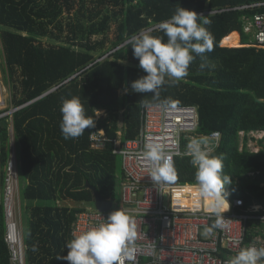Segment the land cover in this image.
Returning a JSON list of instances; mask_svg holds the SVG:
<instances>
[{
	"label": "trees",
	"instance_id": "obj_1",
	"mask_svg": "<svg viewBox=\"0 0 264 264\" xmlns=\"http://www.w3.org/2000/svg\"><path fill=\"white\" fill-rule=\"evenodd\" d=\"M254 1L259 0H0L4 65L15 92L12 108L19 109L0 121V162L4 169L12 156V126L21 197L31 204L23 221L27 264H68L57 258L68 254L76 215L83 205H95L87 184L106 201L116 200L122 159L113 155L112 142L93 150L92 135L104 131L111 141L119 133L124 141L136 139L144 107L165 100L198 109V135L220 132L211 155L222 157L223 173L231 178L227 200L264 205V140L258 153L248 147L250 133L264 131V49L242 47L249 39L243 36L242 44L237 32L243 30L242 17L251 13L234 10ZM179 7L196 13L230 10L205 15L213 50L196 56L187 76L162 86L159 97L134 92L131 83L146 73L130 39L146 32L166 41L159 25ZM73 97L80 98L95 127L66 140L60 109ZM175 177L177 183L198 185L191 157H177ZM214 203L206 198L207 211ZM5 235L1 200L0 264H11Z\"/></svg>",
	"mask_w": 264,
	"mask_h": 264
},
{
	"label": "built area",
	"instance_id": "obj_2",
	"mask_svg": "<svg viewBox=\"0 0 264 264\" xmlns=\"http://www.w3.org/2000/svg\"><path fill=\"white\" fill-rule=\"evenodd\" d=\"M227 10L230 9L205 10L197 14L214 15ZM234 10L251 13L242 17L243 30L237 32L241 43L243 36L249 39L242 47L264 49V0L240 5ZM18 110L0 111V121L12 117ZM198 126L196 107L175 106L163 110L152 104L143 109L142 126L136 139L124 141L119 133L118 139L111 141L104 131L94 133L91 137L93 150L103 151L112 142L113 155L122 159V201L119 204L114 200L107 212L85 208L76 215L71 236L99 226L112 212L121 210L136 224V238L129 245L132 259H125L124 264H227L244 248H264V230L259 227L264 225V205L246 206L241 199L227 200L229 211L219 208L218 217L215 207L207 211L206 197L200 195L199 185L177 183L176 179L162 185L154 183L149 176L144 155L149 137L165 146L167 154L172 156L174 172L177 157H190L185 155V141L204 138L210 154L213 153L221 140L220 132L198 135ZM241 136L244 139L245 133ZM261 140H264V131L250 133L249 149L258 153ZM19 182L18 160L12 155L4 169L0 162V201L5 206V242L11 264H27L24 234L16 213ZM217 219L223 221L222 227L213 226ZM249 236H252L251 241H248ZM258 264H264V258Z\"/></svg>",
	"mask_w": 264,
	"mask_h": 264
},
{
	"label": "clouds",
	"instance_id": "obj_3",
	"mask_svg": "<svg viewBox=\"0 0 264 264\" xmlns=\"http://www.w3.org/2000/svg\"><path fill=\"white\" fill-rule=\"evenodd\" d=\"M210 23L202 14L179 7L170 20L159 25L167 37L166 41L162 36L146 32L133 36L129 43L134 58L139 60V67L146 75L133 81L131 89L136 93H153L159 97L162 86L176 83L187 76L196 56L213 50V36L206 27ZM157 107L167 110L175 105L165 100ZM60 110V128L66 140L79 138L86 129L95 127V120L86 115L79 97L65 99ZM145 148L149 176L154 183L163 185L174 181L176 177L172 156L167 154L165 146L149 137ZM186 148L185 155L191 157V163L196 168L200 195L216 201L214 207L219 217L218 209L221 206L227 210L230 208L225 186L231 183V178L223 173L222 157L210 154L204 138H192ZM222 226L223 221L217 219L216 227ZM135 238V221L121 210L114 211L99 226L74 234L66 245L69 250L67 256L57 259L66 260L68 264H124L125 259H132L129 245ZM33 250H37L36 247ZM262 258L264 248L247 247L227 264H258Z\"/></svg>",
	"mask_w": 264,
	"mask_h": 264
},
{
	"label": "rangeland",
	"instance_id": "obj_4",
	"mask_svg": "<svg viewBox=\"0 0 264 264\" xmlns=\"http://www.w3.org/2000/svg\"><path fill=\"white\" fill-rule=\"evenodd\" d=\"M44 43H49V40H44ZM246 42L248 43V41L246 40ZM13 85V84H12ZM11 85V87H12ZM10 87V85L7 82V73L5 70V65H4V55H3V48H2V44H1V40H0V97H3V100L1 102L0 99V104L3 103L2 107H1V112H5V111H10L12 108V99H13V95H14V91L11 90L12 88ZM11 141H12V150H13V155H14V150L17 149V142L15 139V136L13 134V132L11 131ZM121 167V164H120ZM122 170V168H120V171ZM20 190V187H19ZM20 193V191H19ZM116 193H117V203H121L122 199V190H121V186L120 184L117 186L116 189ZM28 204L29 202L25 201L23 198L19 197L18 193H17V197H16V213L17 216L19 218V222L21 225V229L23 231V234L25 233V226L23 224V221L28 220L29 216H28ZM118 204V205H119ZM82 206V205H81ZM84 208H92L95 209L96 206L94 205V203L92 204H86L83 205Z\"/></svg>",
	"mask_w": 264,
	"mask_h": 264
},
{
	"label": "water",
	"instance_id": "obj_5",
	"mask_svg": "<svg viewBox=\"0 0 264 264\" xmlns=\"http://www.w3.org/2000/svg\"><path fill=\"white\" fill-rule=\"evenodd\" d=\"M54 91V90H53ZM52 91V92H53ZM51 93V92H50ZM49 94V93H48ZM48 94H46V95H48ZM46 95H44V96H46ZM43 96V97H44ZM42 98V97H41ZM33 102H35V101H33ZM33 102H31V103H33ZM31 103H29V104H31ZM28 104V105H29ZM27 106V105H26ZM87 186H88V188H90L92 191H93V193H94V195H95V206H96V209H98L99 211H101V212H107V211H109L110 209H111V207H112V205H113V203H114V200H111V201H106L101 195H100V193L98 192V190H97V188L96 187H94V186H90L89 184H87Z\"/></svg>",
	"mask_w": 264,
	"mask_h": 264
},
{
	"label": "crops",
	"instance_id": "obj_6",
	"mask_svg": "<svg viewBox=\"0 0 264 264\" xmlns=\"http://www.w3.org/2000/svg\"><path fill=\"white\" fill-rule=\"evenodd\" d=\"M0 99H1V97H0ZM104 114V112H102V113H100V115H103ZM123 120L120 122V127H123ZM142 126V125H141ZM13 132V134H14V129H12V130H10V132ZM15 152H14V156L17 158V149L16 150H14ZM12 155H13V150H12ZM18 160V159H17ZM19 164V163H18ZM20 187V186H19ZM20 191V190H19ZM18 195H19V197H21V191H20V193L18 192ZM22 198V197H21ZM36 203H34V205H35ZM29 206H31V204H28V206L27 207H29ZM260 227V229L261 230H264V225H260L259 226ZM253 228V227H252ZM252 231V230H251Z\"/></svg>",
	"mask_w": 264,
	"mask_h": 264
},
{
	"label": "bare ground",
	"instance_id": "obj_7",
	"mask_svg": "<svg viewBox=\"0 0 264 264\" xmlns=\"http://www.w3.org/2000/svg\"><path fill=\"white\" fill-rule=\"evenodd\" d=\"M2 100H3V97L1 96V102H2ZM225 212V211H224ZM227 212V211H226Z\"/></svg>",
	"mask_w": 264,
	"mask_h": 264
}]
</instances>
